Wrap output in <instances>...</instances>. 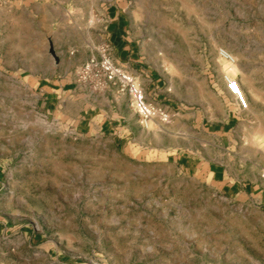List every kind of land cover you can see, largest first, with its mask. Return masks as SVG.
Returning <instances> with one entry per match:
<instances>
[{"label":"rangeland","instance_id":"rangeland-1","mask_svg":"<svg viewBox=\"0 0 264 264\" xmlns=\"http://www.w3.org/2000/svg\"><path fill=\"white\" fill-rule=\"evenodd\" d=\"M44 2L42 25L14 19L27 39H0V264H264V0ZM110 4L127 13L143 60L165 77L177 107L169 122L233 114L219 150L184 128L169 138L175 156L180 143L203 145L197 169L148 152L153 139L132 153L105 136L73 135L21 87L27 73L77 82L79 67L102 52L100 13ZM211 162L240 192L220 190Z\"/></svg>","mask_w":264,"mask_h":264},{"label":"crops","instance_id":"crops-1","mask_svg":"<svg viewBox=\"0 0 264 264\" xmlns=\"http://www.w3.org/2000/svg\"><path fill=\"white\" fill-rule=\"evenodd\" d=\"M44 1L49 0H0V39L13 31L18 40L27 39L28 37L23 35L20 21L14 19L27 15L30 24L42 25L50 15L49 11H45V6H50L49 2ZM100 15L101 41L107 47L110 59L135 78L148 101L164 107L171 115V119L176 117L174 111H177V107L166 88V79L160 71L150 67L143 60V47L139 38L132 32L127 13L122 8L110 4L104 7ZM11 23L18 25V28L13 29ZM4 39L10 40L11 37L7 36ZM91 48L88 47L89 50ZM19 79L21 87L26 92L35 93L37 108L54 125L68 130L73 135L111 138L117 144H122L124 151L132 153L144 149L142 141L144 138L153 139V145L149 144L146 147L148 152L167 154L166 159L172 157L176 166L183 170L197 169L204 163L200 156L203 145L201 144L199 149L198 144L195 148L191 145L187 149V143H180L179 147L176 146L174 149V152L180 150V155L175 156L172 154L173 149L168 147L169 138L171 140L173 134L181 135L184 128L186 133L188 130L191 131L192 138L198 133L210 135L217 141L210 147L219 150L220 145L223 146L225 140L228 141V135L235 125L233 114L227 110V115L221 123H215L211 117L202 116L199 121L195 120L196 123L192 124L189 118L179 115L173 123L164 125L157 123L152 128H143L130 107L128 94L119 93L114 86H106L101 93H96L76 82L72 74L67 76L52 74L45 78L42 75L27 73ZM221 88L227 90L225 84H221ZM207 167L211 179L220 184L223 193L240 192L234 183L227 184L226 173L221 165L211 162ZM243 191L247 193V187ZM258 202L264 210V194L261 192Z\"/></svg>","mask_w":264,"mask_h":264},{"label":"built area","instance_id":"built-area-1","mask_svg":"<svg viewBox=\"0 0 264 264\" xmlns=\"http://www.w3.org/2000/svg\"><path fill=\"white\" fill-rule=\"evenodd\" d=\"M77 82L94 90L114 86L119 93H127L130 98V107L137 115L139 124L143 128H147L153 122L162 125L168 124L171 119V115L164 107L146 99L142 88L132 75L110 59L106 46L103 47L98 57L92 56L79 67ZM226 83L228 90L245 107V100L238 91L235 82L227 79Z\"/></svg>","mask_w":264,"mask_h":264},{"label":"bare ground","instance_id":"bare-ground-1","mask_svg":"<svg viewBox=\"0 0 264 264\" xmlns=\"http://www.w3.org/2000/svg\"><path fill=\"white\" fill-rule=\"evenodd\" d=\"M220 55L223 57V58H229L230 60H231V58H230V56L229 55H227L224 51H220Z\"/></svg>","mask_w":264,"mask_h":264},{"label":"trees","instance_id":"trees-1","mask_svg":"<svg viewBox=\"0 0 264 264\" xmlns=\"http://www.w3.org/2000/svg\"><path fill=\"white\" fill-rule=\"evenodd\" d=\"M35 240H38V236H35Z\"/></svg>","mask_w":264,"mask_h":264}]
</instances>
